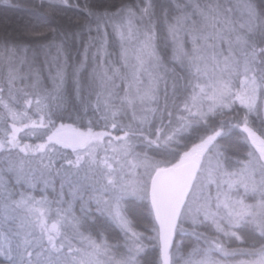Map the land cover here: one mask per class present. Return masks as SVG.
Returning <instances> with one entry per match:
<instances>
[{
	"label": "snow or ice",
	"instance_id": "6c2138e0",
	"mask_svg": "<svg viewBox=\"0 0 264 264\" xmlns=\"http://www.w3.org/2000/svg\"><path fill=\"white\" fill-rule=\"evenodd\" d=\"M34 7L0 32V264H264V0Z\"/></svg>",
	"mask_w": 264,
	"mask_h": 264
},
{
	"label": "trees",
	"instance_id": "16d2710c",
	"mask_svg": "<svg viewBox=\"0 0 264 264\" xmlns=\"http://www.w3.org/2000/svg\"><path fill=\"white\" fill-rule=\"evenodd\" d=\"M39 2L40 0H11L10 3H3L2 0H0V32L3 31L5 26H11L17 29L22 39L27 40L29 38L24 35V32L31 28L32 25L49 26L47 18L34 7V5H38ZM79 2L83 4L84 0H79ZM78 14L77 10H72L68 13V15L72 17L73 25ZM63 22L67 23L66 17ZM70 30L75 31V27H71ZM82 38L86 40L87 35L84 34ZM69 45L72 46L74 50L76 45L75 39H70Z\"/></svg>",
	"mask_w": 264,
	"mask_h": 264
},
{
	"label": "rangeland",
	"instance_id": "374dc122",
	"mask_svg": "<svg viewBox=\"0 0 264 264\" xmlns=\"http://www.w3.org/2000/svg\"><path fill=\"white\" fill-rule=\"evenodd\" d=\"M76 211L78 212L79 211V207L77 206V208H76Z\"/></svg>",
	"mask_w": 264,
	"mask_h": 264
},
{
	"label": "flooded vegetation",
	"instance_id": "af4514ba",
	"mask_svg": "<svg viewBox=\"0 0 264 264\" xmlns=\"http://www.w3.org/2000/svg\"><path fill=\"white\" fill-rule=\"evenodd\" d=\"M79 212V211H78Z\"/></svg>",
	"mask_w": 264,
	"mask_h": 264
}]
</instances>
